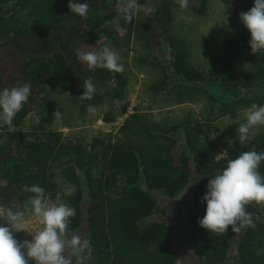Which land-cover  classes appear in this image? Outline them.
Returning a JSON list of instances; mask_svg holds the SVG:
<instances>
[{
	"label": "trees",
	"instance_id": "obj_1",
	"mask_svg": "<svg viewBox=\"0 0 264 264\" xmlns=\"http://www.w3.org/2000/svg\"><path fill=\"white\" fill-rule=\"evenodd\" d=\"M209 1L188 0L187 8L203 16ZM87 2L88 15L81 18L70 12L69 0H0V39L19 45L24 41L23 47H29L28 58L19 69L22 80L32 87L12 126L0 121V197L24 205L32 195L23 191L24 185H39L49 200H55L59 187L51 167L64 162L65 180L75 188L67 200L75 209L71 231L80 228L83 205L87 206L86 239L93 249L88 264H177L167 225L150 218L158 211L154 195L176 197L191 183L184 235L200 263L225 264L235 242L239 264H264V206L252 203L246 207L260 220L255 221V228L246 227L239 233L230 229L222 234L209 233L198 224L205 215L201 198L208 179L223 170L229 159L246 151L236 140L211 141L214 122L237 108L264 105V52L250 54V33L241 23L239 35L223 43L230 52L229 59L220 69L203 71L190 62L185 42L172 33L174 0H154L151 24L137 21L135 16L126 22L115 8L116 0ZM219 2L227 15L238 18L254 6V0ZM116 19L123 33L111 42L119 56L127 58L135 41L149 53L139 63L161 74L147 92L167 96L177 106L192 104L205 95L209 101L206 116L197 118L188 113L180 123L165 124L137 109L129 113L126 76L99 67L90 69L77 59L78 50L97 51L98 41L108 35L106 24ZM239 58L250 63V74L228 73ZM88 77L96 91L91 100L81 101L78 97ZM51 84L59 85L58 92L69 96L81 117L88 113L90 104L99 110L106 101L120 103L116 115L109 110L99 117L104 124L124 118L115 135L100 133L83 144L60 133L19 131L36 110L41 114L56 109L63 112L48 94ZM211 87L217 89L216 94ZM247 145L249 150L264 151V132L251 137ZM258 171L264 175V162ZM0 225H5L3 219Z\"/></svg>",
	"mask_w": 264,
	"mask_h": 264
},
{
	"label": "clouds",
	"instance_id": "obj_2",
	"mask_svg": "<svg viewBox=\"0 0 264 264\" xmlns=\"http://www.w3.org/2000/svg\"><path fill=\"white\" fill-rule=\"evenodd\" d=\"M178 3L181 8L188 6V0H178ZM68 8L71 13L85 18L90 3L87 0H69ZM115 8L126 22H131L142 5L139 0H116ZM239 20L250 33V54L264 52V0H254V6L240 13ZM76 55L90 69L99 67L115 73L124 71L120 58L108 46L98 51L78 50ZM83 89L78 98L91 100L96 91L91 77L83 80ZM31 92L28 82L0 89V121L12 126L14 117ZM87 111L94 114L98 109L90 104ZM53 117L57 123L62 121L59 109L54 111ZM259 126H264V105L253 103L245 109L244 122L236 128V141L246 145L250 132ZM261 162H264V151H243L208 179L206 193L201 198L206 208L205 215L198 220L200 228L217 234L229 229L239 233L246 227L255 228V221L260 217H253L246 207L252 203L264 206V175L258 171ZM23 191L32 194L26 205L0 207V219L5 221V225H0V264H88L93 253L90 241L70 230V219L75 216V209L67 203H51L39 185H24ZM27 216L34 218L40 227L30 234V241L21 242L14 234L25 232Z\"/></svg>",
	"mask_w": 264,
	"mask_h": 264
},
{
	"label": "rangeland",
	"instance_id": "obj_3",
	"mask_svg": "<svg viewBox=\"0 0 264 264\" xmlns=\"http://www.w3.org/2000/svg\"><path fill=\"white\" fill-rule=\"evenodd\" d=\"M139 3L142 5V8L137 10L135 19L145 24H151V10L154 0H139ZM173 14L172 33L185 42L190 62L196 68L203 71L213 68L220 69L221 63L227 61L230 57V52L223 43L235 38L241 31L242 24L239 18L227 15L224 6L219 0H210L203 16L193 14L187 7L181 8L178 0H174ZM105 29L108 35L98 41L96 50L98 51L104 46H108L120 58L119 63L124 66L122 73L127 78V101L130 103L129 109H131V112L137 109L140 112L148 113L152 120L165 124L180 123L188 113L193 114L197 118L200 115L206 116L209 109V101L205 95H200L192 104L177 106L167 96H153L149 94L147 92L148 86L160 79L161 74L156 68L139 63L140 59L148 57V50L133 41L129 46L128 57L123 58L119 56L111 42L112 38L121 36L123 33L120 20L116 19L106 24ZM251 72L250 63L243 58L234 61L228 70V73L233 76H243ZM58 89V84H51L47 88V91L49 96L61 105L63 109L61 113L62 121L57 123L53 117V113L41 114L36 110L25 119L22 126L18 128L19 131L36 133L38 135L41 132L60 133L66 139H77L83 144L90 143L91 139L100 133L115 135L121 126V121L119 122L120 117H117L114 123L106 126H104L99 117L109 110L116 115L120 103L106 101L96 113L88 112L85 116L81 117L69 96L65 93H59ZM216 90V88H210V91L215 94L217 93ZM256 92H260L259 87H257ZM245 109L247 108H237L224 118L216 120L214 122V136L210 137V140L215 141V138L219 141L236 140V128L245 120ZM37 128H41L44 131H34ZM261 132H264V126L253 129L250 132V138ZM1 145H3V140L0 139ZM247 146V144L244 145L246 151L249 150ZM63 168H65L64 162L53 164L51 167L54 180L59 187L56 199L53 201L49 200L51 203H67L68 197L75 190L74 186L65 180ZM192 188L193 186L190 183L184 188L185 193L183 190L179 195L172 198L156 194L155 202L158 211L150 218V220L161 221L167 225L177 255V264H187L189 260L188 255L191 254L184 246V224L186 210L192 197ZM24 205L15 204L10 200L3 201L0 198V207H23ZM26 220L25 232L14 234L15 238L21 242L24 240L30 241V234H34L40 227L31 216H27ZM75 232L83 239H86V232L83 229L79 228ZM191 256L195 262L198 260L200 263L198 258H195L192 254ZM225 264H239L235 254V242L231 244L229 256Z\"/></svg>",
	"mask_w": 264,
	"mask_h": 264
},
{
	"label": "flooded vegetation",
	"instance_id": "obj_4",
	"mask_svg": "<svg viewBox=\"0 0 264 264\" xmlns=\"http://www.w3.org/2000/svg\"><path fill=\"white\" fill-rule=\"evenodd\" d=\"M24 41L18 42L7 39H0V83L1 87H12L13 84L24 83L20 73V64L28 58L30 53L29 47H23ZM186 192L185 190L183 191ZM3 201V197H0ZM79 230V229H78ZM187 264H200L197 260H193L190 255ZM197 258V256L195 257Z\"/></svg>",
	"mask_w": 264,
	"mask_h": 264
},
{
	"label": "water",
	"instance_id": "obj_5",
	"mask_svg": "<svg viewBox=\"0 0 264 264\" xmlns=\"http://www.w3.org/2000/svg\"><path fill=\"white\" fill-rule=\"evenodd\" d=\"M190 189H191V187H190ZM154 197H155V195H154ZM83 208L84 209H83V212H82V221H81L80 228L83 229L86 232L87 231V221H86V209H87V206H86V204L83 205ZM172 243H173V241H172ZM184 246L188 250L189 253H191L192 255H194L196 257V255L193 253V251L189 247L188 243L186 242V239L184 240Z\"/></svg>",
	"mask_w": 264,
	"mask_h": 264
},
{
	"label": "built area",
	"instance_id": "obj_6",
	"mask_svg": "<svg viewBox=\"0 0 264 264\" xmlns=\"http://www.w3.org/2000/svg\"><path fill=\"white\" fill-rule=\"evenodd\" d=\"M128 112L130 113V112H131V109H129ZM123 119H124V118H122V117L119 119V122L121 121L120 125L122 124ZM118 125H119V123H118ZM120 125H119V126H120Z\"/></svg>",
	"mask_w": 264,
	"mask_h": 264
},
{
	"label": "crops",
	"instance_id": "obj_7",
	"mask_svg": "<svg viewBox=\"0 0 264 264\" xmlns=\"http://www.w3.org/2000/svg\"><path fill=\"white\" fill-rule=\"evenodd\" d=\"M106 125H109V124H104V126H106Z\"/></svg>",
	"mask_w": 264,
	"mask_h": 264
}]
</instances>
